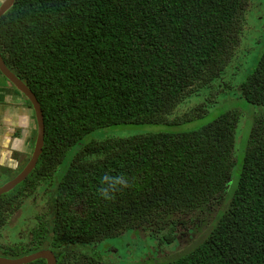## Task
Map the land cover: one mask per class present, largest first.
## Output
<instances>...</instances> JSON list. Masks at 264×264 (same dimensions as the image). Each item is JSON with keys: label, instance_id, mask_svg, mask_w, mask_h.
Instances as JSON below:
<instances>
[{"label": "trees", "instance_id": "obj_1", "mask_svg": "<svg viewBox=\"0 0 264 264\" xmlns=\"http://www.w3.org/2000/svg\"><path fill=\"white\" fill-rule=\"evenodd\" d=\"M258 1L15 0L0 17V53L41 105L42 167L27 179L49 187L33 234L0 243L2 251L20 257L49 248L57 264H264V111L255 113L245 147V113L233 107L198 128L70 150L108 126L180 124L167 117L189 99L182 121L196 119L227 89L264 107ZM249 41L263 48L259 58L246 52ZM241 55L245 66L234 74ZM199 95L206 97L193 101ZM57 171L64 175L50 183ZM16 187L0 195V234L27 202L28 186ZM130 230L166 231L180 243L202 237L185 251L180 244L169 255L157 248L143 261L117 262L108 240Z\"/></svg>", "mask_w": 264, "mask_h": 264}, {"label": "rangeland", "instance_id": "obj_2", "mask_svg": "<svg viewBox=\"0 0 264 264\" xmlns=\"http://www.w3.org/2000/svg\"><path fill=\"white\" fill-rule=\"evenodd\" d=\"M259 6L260 10L264 13V0H259L258 4H256L255 10H257V7ZM257 20H259L257 18ZM261 34L264 35V26L260 28ZM248 47L251 46V50L247 48V51L251 56H255L257 58L260 57L263 48L258 46V44H254L253 41L248 42ZM246 55V54H245ZM243 58H247V56H239L237 58V62L235 64V70L233 71L234 74L238 71L239 68L245 66V63L243 61ZM249 63V62H248ZM247 63V64H248ZM239 64V66L236 67V65ZM241 70V69H240ZM0 76V80H1ZM11 88L15 90V88L12 85H9ZM206 96L199 95V97H195L193 101H200ZM27 105H30L29 100L27 98H24ZM218 102L214 104L212 110H210L208 113L204 114L203 116H198L196 119H189L182 121L185 119V114H189L192 112L190 107H193L192 103L189 102V100L181 101L180 104L177 106L179 110L172 111V113L167 117L169 120H181L180 124H160V123H153V124H123L119 125L117 127H104L102 129H99L96 133L87 135L83 138L82 141H79L77 144H75L70 150H77L79 147H81L83 144H86L88 142H91L93 140L101 139V138H109V137H115V136H131L139 133H146V132H161V131H182L187 129H193L198 128L202 124H206L210 121H212L217 115H219L222 111L230 110L233 107H239L242 109L245 113V121L243 126V134L241 136L240 143H242V146L245 147L247 144V141L249 139L250 130L252 128V124L254 121V115L255 113L259 111H264V107L255 106L252 104H249L244 98L241 99L237 97L236 91L232 89H227L224 91H221L217 94ZM11 101V100H10ZM189 102V103H188ZM7 103V102H6ZM192 105V106H191ZM203 106H206L203 104ZM2 114V113H0ZM36 120V118H35ZM2 125V121L0 123ZM36 129V128H35ZM3 134V133H2ZM3 136L0 138V142H2ZM36 138V137H34ZM6 142V141H5ZM4 142V143H5ZM1 147L4 148L3 144L0 143V152L2 151ZM32 149V146H31ZM72 152L69 151L66 155V161L68 165V161L71 157ZM17 155V153H15ZM24 163V162H23ZM37 167H40V163L37 165ZM21 166L17 168H3V172H6L8 174H11L13 176L15 173H17L20 170ZM62 175H64L63 171H57L55 172L54 176L50 178V183L52 180H56L60 178ZM33 177V175H31ZM7 178H10V176H7ZM34 178V177H33ZM4 181V180H2ZM0 181V184L2 183ZM24 183L21 182L18 185H22ZM48 184L46 182H43V191L41 193H35L34 195L29 196L24 195L27 205L24 206V209H20L16 212H13V215L10 217L9 222L7 223V228L2 230L0 234V243L1 246H6L7 244H17L21 240H26L30 235L33 234V232L30 230V225H34L35 223V214L41 213L45 210L43 208L45 206V203H40L39 198L41 197V194H45L46 191H48ZM17 190V187L15 186L12 190H10L11 193L15 194ZM29 196V197H28ZM23 202V200H22ZM44 213V212H43ZM27 218L25 220L23 216ZM166 232V231H164ZM161 233V237L159 236H152V235H145L141 233L140 235L136 234L135 231H127L126 233H123V235L119 238H112L109 239V245L111 243L114 244V250L111 251V256L119 261H125V262H136V261H143L144 259L151 258V256L160 249L163 250L164 253L170 254V251H176L177 247L185 245L182 250H186L188 248H191L197 241L202 237L200 236L197 238L196 241H194L192 238H189L188 236H185L183 239L181 238L182 242L179 241L175 242L176 240L169 239L168 237H163L165 233ZM166 236V235H165ZM120 242H115V240L120 239ZM166 239V240H165ZM114 241V242H113ZM105 246H108L107 241H102L101 244H105ZM10 252L2 251L0 248V255L5 257H11Z\"/></svg>", "mask_w": 264, "mask_h": 264}, {"label": "flooded vegetation", "instance_id": "obj_3", "mask_svg": "<svg viewBox=\"0 0 264 264\" xmlns=\"http://www.w3.org/2000/svg\"><path fill=\"white\" fill-rule=\"evenodd\" d=\"M3 79L9 85H12L15 88L14 97L10 99L11 101H7V103L6 102L4 103H6V106H9V107H13V108L20 107L23 113H19V119H17V121L20 123L18 124V127H15L16 120H14L10 116H8L10 117V119L7 118L5 122H3L4 126L2 125L0 126L1 128L3 127L4 129L3 134H2L3 138L1 139L2 142H0L4 146V148L1 147L2 151L0 152V181L2 180L4 181H2V183L0 184V187L3 184H5L7 181L16 177L21 171H23V169L28 165L31 159H33V156H34L33 152L35 150V144H36L37 135H38V126H37V121L35 120L36 114L33 109V105L31 101L20 90L16 89V87L9 80L5 78ZM24 98H27V100H29L30 105H27ZM26 108H30L32 111L31 117L34 118V125H33V120H32V127L28 126L27 116L24 115ZM31 146H32V149H31ZM42 151L39 154L35 162V166L30 171V173L35 172L36 170L42 167V163H41ZM15 153H17V155H15ZM39 163H40V167H37ZM19 166H21L20 170L17 173H15L13 176H11V174L3 172V168H7V167L17 168ZM30 173L27 175V177L30 175ZM7 176H10V178H7ZM27 177L23 180V181H26L24 183L28 186L24 189V194L28 195V193L31 192V194L29 195L31 196L38 192L41 193L43 191L42 183L39 184L37 187H35V185H31V181L27 179ZM24 205H27V203H24ZM25 220H27V218ZM37 222H38V219L35 218V223Z\"/></svg>", "mask_w": 264, "mask_h": 264}, {"label": "water", "instance_id": "obj_4", "mask_svg": "<svg viewBox=\"0 0 264 264\" xmlns=\"http://www.w3.org/2000/svg\"><path fill=\"white\" fill-rule=\"evenodd\" d=\"M15 0H0V17L14 4ZM0 71L15 87L20 90L26 97L29 98L33 105V109L36 114V121L38 126V135L35 144V150L33 152V159L28 165L21 171L16 177L7 181L0 187V195L13 189L16 185L21 183L30 171L35 166V162L42 151L45 136V123L44 115L41 109V105L35 95V93L28 87V85L20 79L5 63L0 53ZM44 258L46 264H57V258L53 250L49 248H43L38 251L20 256V257H5L0 255V264H26L36 259Z\"/></svg>", "mask_w": 264, "mask_h": 264}, {"label": "crops", "instance_id": "obj_5", "mask_svg": "<svg viewBox=\"0 0 264 264\" xmlns=\"http://www.w3.org/2000/svg\"><path fill=\"white\" fill-rule=\"evenodd\" d=\"M1 77L2 78L0 80V113H2V114H0V123L2 121V126H4L3 122H5V120L7 118L10 119V117H12L14 120H16V126L15 127H18V124L20 122H18L17 119H19V113H23L22 109L20 107H18V108L9 107V106H6V103H4L7 101H10V99L12 97H14L15 92H14V89L11 88L6 81H4V79H3L4 77L3 76H1ZM17 110H18V112H17ZM24 115L27 116L28 126L32 127V120H33V125H34V118L31 117L32 116L31 109L26 108ZM8 116H10V117H8ZM3 131H4L3 127L2 128L0 127V138L2 137Z\"/></svg>", "mask_w": 264, "mask_h": 264}, {"label": "clouds", "instance_id": "obj_6", "mask_svg": "<svg viewBox=\"0 0 264 264\" xmlns=\"http://www.w3.org/2000/svg\"><path fill=\"white\" fill-rule=\"evenodd\" d=\"M0 74H1V76H3L4 77V75L2 74V72L0 71ZM5 78V77H4ZM5 79H7V78H5ZM8 80V79H7ZM43 146H44V144H43ZM42 150H43V148H42ZM109 178L106 176L105 177V180H108ZM23 182V181H22ZM118 183H120V184H122V185H126L127 184V181L126 180H124L123 178H120L119 180H118ZM20 184V183H19ZM17 186V185H16ZM12 190V189H11ZM102 192H103V195L106 197V198H110L109 196H108V191L106 190V189H104V190H102Z\"/></svg>", "mask_w": 264, "mask_h": 264}]
</instances>
